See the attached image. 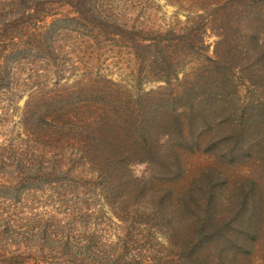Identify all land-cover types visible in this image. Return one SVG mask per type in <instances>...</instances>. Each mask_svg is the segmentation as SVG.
I'll use <instances>...</instances> for the list:
<instances>
[{
  "label": "trees",
  "instance_id": "trees-1",
  "mask_svg": "<svg viewBox=\"0 0 264 264\" xmlns=\"http://www.w3.org/2000/svg\"><path fill=\"white\" fill-rule=\"evenodd\" d=\"M166 1L189 12L185 23L157 25L152 8L118 12L99 0H0L6 264H209L212 256L233 263L259 240L264 192L255 180L233 186L231 206L224 205L228 179L216 168L177 197L154 183L184 175L176 148L222 167L255 157L264 167V111L256 115L238 99L243 75L264 81V0ZM50 4L68 5L75 16L41 27L38 16ZM109 46L130 57L124 84L102 74ZM154 83L163 85L147 91ZM136 165H146L139 178ZM46 188L65 198L66 228L56 216L36 219L27 204L24 216H13L26 192ZM73 223L82 231L68 230ZM157 223L170 226L178 260L153 248ZM15 236L22 242L4 246Z\"/></svg>",
  "mask_w": 264,
  "mask_h": 264
},
{
  "label": "rangeland",
  "instance_id": "rangeland-1",
  "mask_svg": "<svg viewBox=\"0 0 264 264\" xmlns=\"http://www.w3.org/2000/svg\"><path fill=\"white\" fill-rule=\"evenodd\" d=\"M99 2L100 6L105 4L107 7H113L115 10L118 8V12H120L121 9H131L133 11L138 9L137 11H142L146 8V10L152 8L150 12L152 13V16L156 15L155 19L157 20V22L155 23L157 25H165L176 21H179L183 24L187 21V17L189 14V12L183 10L177 5L169 4L166 0H99ZM191 9L193 8L191 7ZM74 16L75 11L72 7L68 5L50 4L46 6V9L42 13L39 14L38 19L41 21L39 23V26L48 27L53 21L58 18ZM215 41L216 38L214 37L213 32L209 30L206 34V45L209 46L208 55L210 56L212 55ZM260 41L261 43H263L264 38H262V40ZM71 42V40H68V43ZM118 49L119 48L117 47L115 48L113 46H109V48H107L108 51L106 49L104 50L103 53L106 62L105 67L103 68L104 70L102 69V74L110 77L116 82L124 84V81H129L130 79V70L128 69L130 57H128L126 51H122L123 54L118 55L117 53H120V50ZM240 81L242 84H240L238 99L240 98L241 103L253 105L255 107V111H258L256 114L258 115L260 111H264V89L262 87L264 86V81L260 78H256L255 83H251L249 80H247L245 75L242 76ZM126 84L131 85V83ZM162 85V83H154L152 85H148V87L146 86V90L148 91L150 89H156ZM26 99L27 97L20 101V107H23L25 105ZM16 120L17 119H15V121ZM262 133L264 134V127H262ZM176 150L179 153L184 175L180 179L174 181V183L155 182V189L158 190L170 187L174 191V196L177 197L189 184H191L194 179H197L205 169L212 167L218 169L223 174V176L228 179V184L224 189V196L226 198L224 205L226 206L232 205V201L229 198L234 192L235 188L233 186L236 183H244L248 180H255L258 183L259 192H264V167L261 166V163L259 159H257V157L246 160L243 162V164L230 167H222L216 162L215 158L213 157L208 158L206 155L200 153H189L180 148H176ZM132 171L135 177L139 178L146 172V165H136L132 168ZM25 194L28 197L24 198L26 201L18 204L17 209L13 211V216L15 217V219L20 216H24L21 214L26 213V205L24 204H27L34 206L32 212L33 214H35L34 217L36 219L37 214H40V216H42L43 214L42 219H50V217L53 218L56 216L57 220L62 221L61 226L66 228V226L68 225L67 221L70 218H65L63 216L64 211L60 209L59 206V204L65 198H62L61 201H58L59 198H56V195H54L55 193H53L50 188H46L44 192L34 191L32 193L26 192ZM142 211H144V209H142ZM178 224L179 223L176 222L175 226H177ZM73 226L80 231H82L83 229V226L80 223H73V225L71 224V226L67 229H73ZM156 228L157 231H155L154 233L156 234L155 239L157 241V244L155 247L153 246V248L159 252V257H167L165 261L178 260V249L168 239V231L170 226L168 225L162 228L157 223ZM181 229H186L185 223H180L179 232L181 231ZM18 233L19 232L16 233V236ZM16 236L15 239L14 237H12L7 240V244H5L4 246L8 245L11 240H15L16 243H21L23 238L21 239ZM253 245V249L247 252V254L241 253L242 255H238L237 259L234 261L235 263H231V261L228 260L229 258L224 261L212 256L211 259H208L210 260L209 264H264V229L259 240ZM10 249L14 250V248ZM1 254L3 253L1 252ZM228 255H231V253H229ZM0 264H6L2 256H0ZM29 264L33 263L29 262ZM159 264H164V260Z\"/></svg>",
  "mask_w": 264,
  "mask_h": 264
}]
</instances>
